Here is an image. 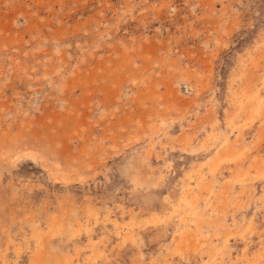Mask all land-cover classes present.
I'll list each match as a JSON object with an SVG mask.
<instances>
[{"label": "rangeland", "instance_id": "374dc122", "mask_svg": "<svg viewBox=\"0 0 264 264\" xmlns=\"http://www.w3.org/2000/svg\"><path fill=\"white\" fill-rule=\"evenodd\" d=\"M0 264H264V0H0Z\"/></svg>", "mask_w": 264, "mask_h": 264}]
</instances>
